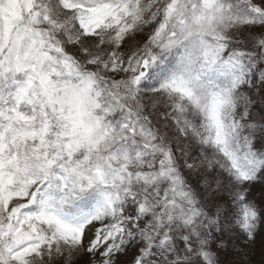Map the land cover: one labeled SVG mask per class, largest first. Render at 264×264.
I'll list each match as a JSON object with an SVG mask.
<instances>
[{
  "label": "snow or ice",
  "instance_id": "obj_1",
  "mask_svg": "<svg viewBox=\"0 0 264 264\" xmlns=\"http://www.w3.org/2000/svg\"><path fill=\"white\" fill-rule=\"evenodd\" d=\"M0 264H264V0H0Z\"/></svg>",
  "mask_w": 264,
  "mask_h": 264
},
{
  "label": "trees",
  "instance_id": "obj_2",
  "mask_svg": "<svg viewBox=\"0 0 264 264\" xmlns=\"http://www.w3.org/2000/svg\"><path fill=\"white\" fill-rule=\"evenodd\" d=\"M259 259H260L259 252H257V253L255 254V260L258 262Z\"/></svg>",
  "mask_w": 264,
  "mask_h": 264
}]
</instances>
